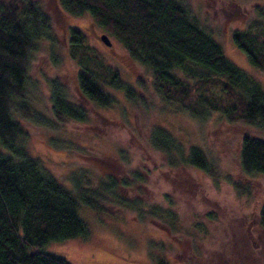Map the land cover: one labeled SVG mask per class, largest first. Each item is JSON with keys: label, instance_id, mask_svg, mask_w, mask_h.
Instances as JSON below:
<instances>
[{"label": "rangeland", "instance_id": "rangeland-1", "mask_svg": "<svg viewBox=\"0 0 264 264\" xmlns=\"http://www.w3.org/2000/svg\"><path fill=\"white\" fill-rule=\"evenodd\" d=\"M31 1L48 14L49 37L37 39L30 52L20 98L23 109L14 111L27 155L73 191V177L81 173L82 182L91 183L94 173L104 181L105 173L117 178L136 175L139 182L118 191L126 199L156 197L160 210V218L153 220L145 207L121 210L109 203V208L93 210L80 203L77 213L91 236L51 241L40 249L70 264H250L241 247L246 241L264 264V252L258 253L264 248V232L257 218L264 201V176L243 172L238 160L239 137L254 130L229 121L218 110L198 117L180 103L165 100L154 86L151 69L131 58L88 13L71 14L58 0ZM183 1L227 58L264 89V70L251 65L233 41L235 30L264 27V14L258 11L264 9V0ZM71 29L82 34L83 45L73 47ZM102 33L110 45L98 38ZM85 68L111 96L109 106L79 91L78 71ZM112 70L131 88L134 100L108 84ZM53 84H60L66 99L85 113L84 122L53 117ZM213 92L223 97L217 88ZM157 130L171 138L173 153L150 145ZM191 147L201 150L209 172L183 160ZM235 185L247 194H240ZM161 211L173 217L172 226Z\"/></svg>", "mask_w": 264, "mask_h": 264}, {"label": "trees", "instance_id": "trees-1", "mask_svg": "<svg viewBox=\"0 0 264 264\" xmlns=\"http://www.w3.org/2000/svg\"><path fill=\"white\" fill-rule=\"evenodd\" d=\"M58 1L71 14L88 13L95 24L123 44L131 58L150 68L154 86L165 100L180 103L198 117L218 110L229 121H240L254 130L239 137L238 160L243 172L264 176L261 82L227 58L221 45L189 14L183 0ZM258 11L264 14V9ZM48 23V14L34 1L0 0V144L4 149L0 147V264H70L40 248L51 241L91 236L77 213L80 203L93 210L104 205L109 208L110 204L121 210L145 207L153 220L160 218L156 197L144 194L147 201L126 199L118 191L139 182L136 175L128 173V178H117L105 173L104 181L94 173L95 183H91L89 179L82 182L81 173L73 177V191L41 166L38 159L27 155L22 142L25 134L14 111L23 109L20 98L25 90L29 55L37 39L49 37ZM261 27L256 24L247 30H235L233 41L251 65L264 70ZM70 41L73 47L83 45L82 34L71 29ZM92 72L87 68L78 71L79 91L89 100L109 106L112 98ZM108 84L123 89L125 96L134 100L131 88L114 70ZM214 88L223 97L214 96ZM51 102L54 118L86 120L85 113L66 99L60 84L52 85ZM149 141L155 150L173 153L172 140L166 133L157 130ZM183 160L204 171L211 170L198 148H189ZM235 190L241 187L235 185ZM240 194L247 192L242 189ZM161 214L170 218L167 212ZM257 218L264 232V201ZM167 224L172 226L173 222Z\"/></svg>", "mask_w": 264, "mask_h": 264}, {"label": "flooded vegetation", "instance_id": "flooded-vegetation-1", "mask_svg": "<svg viewBox=\"0 0 264 264\" xmlns=\"http://www.w3.org/2000/svg\"><path fill=\"white\" fill-rule=\"evenodd\" d=\"M261 232V231H260ZM260 235V234H259ZM242 247V251H244L245 252V254H247V255H245L247 258V260L249 261V263L250 264H261V262H260V260H259V257L258 256H260V255H257L256 254V252H255V250H254V252H253V250H251L250 248H249V245L247 246V243H246V241H244V244L241 246ZM240 247V248H241ZM244 252H243V254H244ZM260 252L261 253H263L264 252V248H262V246L260 247V249H259V251H258V253L260 254Z\"/></svg>", "mask_w": 264, "mask_h": 264}, {"label": "water", "instance_id": "water-1", "mask_svg": "<svg viewBox=\"0 0 264 264\" xmlns=\"http://www.w3.org/2000/svg\"><path fill=\"white\" fill-rule=\"evenodd\" d=\"M98 38L103 42L105 43L106 45H110L111 44V41L110 39L108 38V36L105 34V33H102L98 36Z\"/></svg>", "mask_w": 264, "mask_h": 264}]
</instances>
